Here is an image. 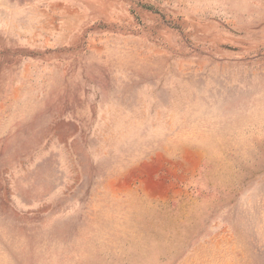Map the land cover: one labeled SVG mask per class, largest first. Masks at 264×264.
Instances as JSON below:
<instances>
[{
  "label": "rangeland",
  "instance_id": "374dc122",
  "mask_svg": "<svg viewBox=\"0 0 264 264\" xmlns=\"http://www.w3.org/2000/svg\"><path fill=\"white\" fill-rule=\"evenodd\" d=\"M0 264H264V0H0Z\"/></svg>",
  "mask_w": 264,
  "mask_h": 264
}]
</instances>
